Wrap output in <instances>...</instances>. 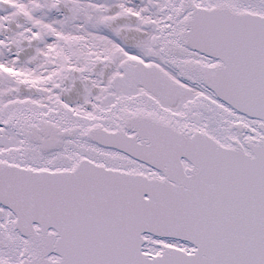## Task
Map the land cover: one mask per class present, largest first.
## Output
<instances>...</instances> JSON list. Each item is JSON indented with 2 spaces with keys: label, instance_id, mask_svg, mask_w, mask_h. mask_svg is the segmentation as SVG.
<instances>
[{
  "label": "snow or ice",
  "instance_id": "6c2138e0",
  "mask_svg": "<svg viewBox=\"0 0 264 264\" xmlns=\"http://www.w3.org/2000/svg\"><path fill=\"white\" fill-rule=\"evenodd\" d=\"M0 264H264V0H0Z\"/></svg>",
  "mask_w": 264,
  "mask_h": 264
}]
</instances>
